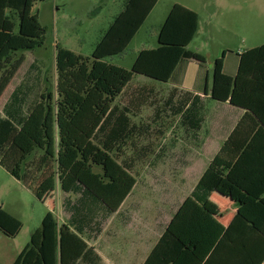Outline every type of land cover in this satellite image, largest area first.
I'll return each mask as SVG.
<instances>
[{"label": "trees", "instance_id": "16d2710c", "mask_svg": "<svg viewBox=\"0 0 264 264\" xmlns=\"http://www.w3.org/2000/svg\"><path fill=\"white\" fill-rule=\"evenodd\" d=\"M43 1L0 0V97L24 62L14 56L43 45L45 30L33 13L34 4ZM158 1L126 0L91 57L56 46L55 96L42 94L24 114L26 91L18 86L10 93L0 114V167L34 193L56 177L64 193L79 195L77 204L65 202L68 222L59 224L47 213L12 264H78L91 258L92 249L82 238L93 218L91 207L115 213L136 183L124 147L138 128L115 100L135 76L167 83L181 60L206 64L202 55L188 50L198 30V14L177 4L160 28L157 47L140 51L129 71L105 61L127 49ZM238 57L235 78L223 73L222 58L214 61L210 99L245 109L257 129L235 152L240 154L232 152L236 146L223 145L144 264H263L264 44ZM174 100L173 112L185 132L199 131L198 98L188 105L187 96L172 92L168 105ZM222 178L246 195L226 229L203 209ZM21 226L0 209L4 236L14 238ZM222 248L224 259L218 261Z\"/></svg>", "mask_w": 264, "mask_h": 264}, {"label": "rangeland", "instance_id": "374dc122", "mask_svg": "<svg viewBox=\"0 0 264 264\" xmlns=\"http://www.w3.org/2000/svg\"><path fill=\"white\" fill-rule=\"evenodd\" d=\"M125 2H36L33 13L37 14L45 30L43 45L14 56L15 59L24 58V62L0 97V114L3 115L4 104L18 86L28 96L24 114L40 101L42 94L55 96L56 46L82 57H91L102 35L123 10ZM176 4L188 7L199 15V31L188 50L202 55L208 63L222 58L223 53L237 54L264 44V0H159L127 49L105 61L129 71L140 51L157 47L160 28ZM209 73L211 76V68ZM169 96L171 91L164 83L135 76L130 88L114 102L120 110L125 108L128 111L129 119L138 128L124 147L128 156L125 160L132 153V159H137V152L140 151H145V156L137 159L141 163L135 164L134 168L137 185L132 197L136 204L125 207L123 211V214L132 216L130 227L126 226L128 221L122 217L116 216L106 222L105 210L100 205H93L89 211L93 212V218L87 224L86 234L100 230L91 242L102 259L100 264H138L129 256L132 239L128 236V229L133 232V240L140 235L146 250L151 248L159 232L153 221L154 207L162 206L163 213L167 212L163 214V220L167 221L168 210L174 205L165 204L170 202V198H175V202L185 199L202 170L194 164V160L200 159L194 157L199 145L187 136L179 116L174 114L176 101L168 105ZM204 132H208L206 135L209 136L208 125ZM66 196L61 194L54 179L43 183L34 193L0 167V209L17 218L22 225L14 238L5 237L0 232V264L15 261L30 243L31 234L41 227L47 213L54 212L60 222L67 220L69 212L62 207ZM78 198L79 195H70L68 200L77 204Z\"/></svg>", "mask_w": 264, "mask_h": 264}, {"label": "crops", "instance_id": "0c3cea01", "mask_svg": "<svg viewBox=\"0 0 264 264\" xmlns=\"http://www.w3.org/2000/svg\"><path fill=\"white\" fill-rule=\"evenodd\" d=\"M185 8L189 9L188 7ZM198 31H199V23H198L197 33ZM242 53L243 52L237 54H232L231 52L223 53L222 56L223 73L225 75L231 78L236 77L238 71V61H239L238 56ZM213 63L214 62H210V63L206 62L204 66H199L195 62L181 60L177 64L170 80L167 83H164L166 87H169L171 93L176 92L178 96H182V95L187 96L189 99L188 105L190 104L191 101L198 98V103L201 107L202 123L199 131H197L194 134L192 133L190 134L186 133V134L190 139L193 140V142L196 143V145H199V150H195L194 157H199L200 159H197L196 161L194 160L195 162L194 164L200 166L202 170L199 176L197 177V179L195 180L192 190L185 199L181 200L180 202H175V198L173 199L170 198V202L165 204V205H171V204L174 205L172 208H169L168 210V213L169 212L170 213L167 214L169 215L167 221L164 222L163 220L164 219L163 214L164 213L166 214L167 212L165 211L163 213L162 206H159L158 208H156V206L154 207L153 221L155 227L157 228V230H159V232L151 248L146 250L140 235L138 236L137 240H133L134 239L132 238L133 232H129L128 229V233H129L128 236L132 239L130 244L129 256L131 259L137 260L138 264L145 263L151 251L160 241L161 237L163 236L171 220L173 219V217L175 216L181 205L185 202V200L191 196V193L196 187L198 181L200 180V178L202 177V175L204 174V172L206 171V169L208 168L214 157L221 151L223 145L228 143V146L230 147L236 146L235 149L232 150V152L235 153L242 145L250 141V138L253 135L252 130L257 129V126H255L252 119L246 115L247 111L245 109L234 107L230 105L229 102L220 103L210 99L212 75L210 76L209 68H211V70L213 69ZM206 125L209 126V136L206 135V133L208 132H204ZM231 137L232 139L229 142V138ZM260 137L264 141L263 134H260ZM229 149L231 148H228L227 150L229 151ZM239 152L240 151H238V153L235 154H240ZM137 153H138V155H136L137 159H139V157L145 156V151H140ZM133 154L134 153H132L131 157L127 159V164L128 167H131L132 175H134L135 164L141 163V161L137 159H132ZM124 156L128 157L126 154ZM52 179L55 180L57 188L60 190L61 194L64 193L61 190L57 179L51 178L49 180ZM136 185H137V179L133 189L124 199L119 209L115 213L105 212L106 222L112 220L116 216L122 217L123 220L128 221L126 226L128 225V227H130L132 222L131 219L132 216H130V214L128 213L123 214V211L125 207L130 208L131 206L136 204L135 202L136 200L134 199V197H132ZM64 195H67L66 198L68 199L71 194L64 193ZM245 198H246L245 193L237 189L235 186L231 185L225 178H222L217 184L214 191L210 194V196L206 200L205 204L203 205V209L208 214H210L213 217V219H215L224 229H226L233 221L237 213L238 206L245 201ZM67 199H65V202ZM63 205L64 206L62 207L63 209H65V203H63ZM52 213L54 214V212ZM68 215L69 216L67 217V220L62 222H60L56 216L55 217L59 224H64L67 223L68 220L70 219V214L68 213ZM122 224H125V222H122ZM99 234H100V230L99 232L96 231L93 234L91 233L86 234V229L84 230V232L82 233V238L85 240L89 248L92 249L93 255L89 260L81 261L78 264H100L102 259L99 256V254L96 252V248L93 245H91V242L94 241L95 238H97L96 235L98 236ZM204 236L205 239H208L210 237V233L204 234ZM256 241L259 243L258 239H256ZM222 247H224V245H222ZM224 255H225V251L222 248L221 251L218 252L217 254V260L218 261L219 259L223 260Z\"/></svg>", "mask_w": 264, "mask_h": 264}]
</instances>
